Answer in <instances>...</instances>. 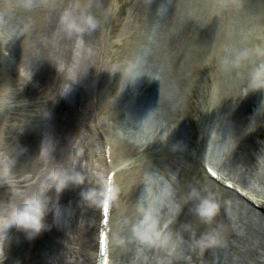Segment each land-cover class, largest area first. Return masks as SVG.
I'll list each match as a JSON object with an SVG mask.
<instances>
[{"label": "bare ground", "instance_id": "obj_1", "mask_svg": "<svg viewBox=\"0 0 264 264\" xmlns=\"http://www.w3.org/2000/svg\"><path fill=\"white\" fill-rule=\"evenodd\" d=\"M148 1L112 6L115 23L105 33H118L101 41L77 78L68 76L77 66L61 50L62 36L26 39L36 34L28 17L47 7L12 0L0 12V216L36 194L49 204L48 227L31 238L13 228L0 242L2 264H96L111 170L107 264H264V0L233 7L223 0L217 21L202 6L153 57L140 50L144 17L135 9ZM197 71L211 83L207 112L195 97ZM64 86L71 101L62 98ZM131 99L151 128L141 136L131 124ZM79 125L88 133L81 173L71 147ZM152 161L169 194L145 218L133 188ZM66 176L83 178L58 191ZM90 189L91 198L82 195ZM205 198L218 204L211 219L199 211ZM57 208L70 213L53 224Z\"/></svg>", "mask_w": 264, "mask_h": 264}, {"label": "rangeland", "instance_id": "obj_2", "mask_svg": "<svg viewBox=\"0 0 264 264\" xmlns=\"http://www.w3.org/2000/svg\"><path fill=\"white\" fill-rule=\"evenodd\" d=\"M8 1L11 2L12 0H0V12ZM36 2L48 9L44 13L37 12L35 15L28 17L29 21H33L32 24L36 23L29 32L35 31L36 34H33L34 36L32 35L33 39L30 36H26V39L36 43V40L51 39L55 33L62 36L64 44L61 45V50L72 52L77 66V70L72 71L68 76L75 78L81 75V73H84L86 65L90 62L91 56L95 53L96 48L98 49L100 43L107 41L106 38L111 39L116 37L115 35L111 37L114 33H118L116 28L109 34L105 33L107 27L115 23V19L108 15L112 6V10L116 11L128 9V6H126L128 0H36ZM224 2L230 7L243 3L242 0H224ZM224 2L223 0H149L144 10L135 6L137 13L140 15L143 14L142 17H144V24L142 23L143 28L141 29L142 38L139 42L143 56L153 57L155 47L163 44L165 40H169L166 43L173 42L175 33H179L180 29L192 17V13L202 8V6H208V10L212 13V21L220 20L223 14L221 4ZM132 3L134 4V2ZM133 4L132 7H134ZM86 17H90L95 21L94 27L85 24L83 30H70L66 26V18L83 23ZM19 23L23 28H26L28 25L27 19L21 20ZM247 30L251 31L252 28L250 27ZM197 72L198 74L194 77L196 82L195 97L201 110L204 109L207 112L208 102L206 101H210L208 94L210 93L211 83L203 77L202 73ZM63 89L61 93L62 98L71 101V90L68 89V86H64ZM130 102L134 103V113L130 116L131 124L134 126L133 130L141 136L140 132H146L151 128L144 123V118H141L143 115L140 113L142 112L143 106L138 101L134 102L132 99ZM206 114H211V111ZM86 130L87 128L79 125L80 136L79 134H75L71 144L75 152V157H77L74 162L79 167V173L84 171V166H80L79 162L83 157L84 151L80 143L82 142L85 145L87 142V140H84L88 135ZM46 135H48L46 130H42L40 145L46 143ZM135 137L125 136V138L137 141L139 137ZM169 138H167L168 141ZM172 139L170 138V141ZM136 183V186L133 188L135 210L145 218H150L152 213H157L158 209L160 210L165 196L167 193L169 194V191H167L169 185L159 171L157 164L153 161L142 169L141 176ZM64 213L68 216L70 213L69 208L64 209V211L57 208L51 214L52 216H50L51 222L53 224L59 222ZM172 245L171 240L163 241V247L167 249H172Z\"/></svg>", "mask_w": 264, "mask_h": 264}, {"label": "clouds", "instance_id": "obj_3", "mask_svg": "<svg viewBox=\"0 0 264 264\" xmlns=\"http://www.w3.org/2000/svg\"><path fill=\"white\" fill-rule=\"evenodd\" d=\"M65 23L70 30H83L85 24L90 27L95 26V21L90 17H86L83 23L66 18ZM73 179L80 182L82 177H64L57 184L58 191L62 190L69 180ZM94 194V190L91 189L82 193L86 198H91ZM217 210L218 204L209 198H205L199 208L200 214L206 219H211ZM48 211V200L42 194L26 198L20 205L14 206L9 214L0 216V242L8 238L9 232L13 228L23 229L30 238L37 235L48 227L45 222ZM2 259L3 257L0 256V264H2Z\"/></svg>", "mask_w": 264, "mask_h": 264}]
</instances>
